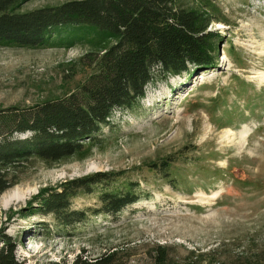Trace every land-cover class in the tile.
<instances>
[{
  "label": "rangeland",
  "instance_id": "1",
  "mask_svg": "<svg viewBox=\"0 0 264 264\" xmlns=\"http://www.w3.org/2000/svg\"><path fill=\"white\" fill-rule=\"evenodd\" d=\"M65 1L29 0L21 9ZM212 2L208 30L219 40L211 66L149 84L134 109L114 113L89 157L32 158L13 171L18 183L0 195V230L17 241L22 264H71L85 250L92 258L110 249L127 264H156L161 250L173 264H264V0ZM100 59L89 45L0 47V108L66 96ZM97 171L117 173L107 189L138 183V200L103 214L105 187L97 186L72 199L89 215L67 230L32 213L42 189ZM17 188L32 192L8 201Z\"/></svg>",
  "mask_w": 264,
  "mask_h": 264
},
{
  "label": "trees",
  "instance_id": "2",
  "mask_svg": "<svg viewBox=\"0 0 264 264\" xmlns=\"http://www.w3.org/2000/svg\"><path fill=\"white\" fill-rule=\"evenodd\" d=\"M27 1L0 0V47L89 45L101 53V61L98 71L66 96L0 108V195L18 183L13 171L32 158L57 163L89 157L114 113L134 109L157 79L213 64L219 40L208 30L217 10L214 0H195L198 6L191 8L180 0H68L23 11ZM116 176L97 171L67 180L42 189L29 207L33 214H51L65 230L74 229L89 214L72 208V199L103 185L97 211L116 215L139 197L138 183L107 189ZM17 246L0 230V264H22ZM85 253L71 264H127L117 249L92 258ZM157 257L156 264H173L164 250Z\"/></svg>",
  "mask_w": 264,
  "mask_h": 264
},
{
  "label": "bare ground",
  "instance_id": "3",
  "mask_svg": "<svg viewBox=\"0 0 264 264\" xmlns=\"http://www.w3.org/2000/svg\"><path fill=\"white\" fill-rule=\"evenodd\" d=\"M32 192L31 189H27L26 191H23L21 189H16L13 193H9V194H6L4 197L8 200V201H12L14 200L17 195L18 196H21L22 198H25L26 196H28L30 193ZM20 197V198H21Z\"/></svg>",
  "mask_w": 264,
  "mask_h": 264
}]
</instances>
